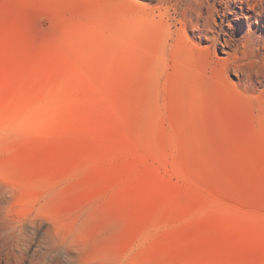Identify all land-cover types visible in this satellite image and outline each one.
Masks as SVG:
<instances>
[{
  "label": "rangeland",
  "instance_id": "1",
  "mask_svg": "<svg viewBox=\"0 0 264 264\" xmlns=\"http://www.w3.org/2000/svg\"><path fill=\"white\" fill-rule=\"evenodd\" d=\"M240 1L0 0V211L31 258L264 264V19Z\"/></svg>",
  "mask_w": 264,
  "mask_h": 264
},
{
  "label": "bare ground",
  "instance_id": "2",
  "mask_svg": "<svg viewBox=\"0 0 264 264\" xmlns=\"http://www.w3.org/2000/svg\"><path fill=\"white\" fill-rule=\"evenodd\" d=\"M240 3L242 8L258 12L264 19V0H241ZM22 235L16 234L13 226L5 225L0 211V264H50L43 256L30 257L29 243ZM70 251L73 253L74 249L71 247Z\"/></svg>",
  "mask_w": 264,
  "mask_h": 264
}]
</instances>
